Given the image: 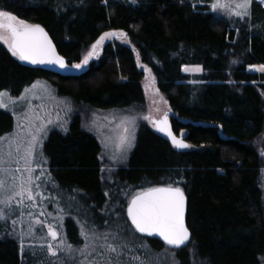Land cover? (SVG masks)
Returning a JSON list of instances; mask_svg holds the SVG:
<instances>
[{"label":"trees","instance_id":"trees-1","mask_svg":"<svg viewBox=\"0 0 264 264\" xmlns=\"http://www.w3.org/2000/svg\"><path fill=\"white\" fill-rule=\"evenodd\" d=\"M0 9L44 27L69 65L101 34L127 33L126 40L107 43L100 58L79 73L26 65L0 44V91L18 95L42 79L78 113L107 111L142 105L149 74L171 110L174 132L192 146L178 150L143 124L109 184L97 136L81 115L72 114L67 132L52 131L45 144L61 197L86 203L99 222L101 214L106 212V219L120 211L129 226L126 193L179 182L191 232L188 244L176 250L180 260L262 264L264 73L247 71L249 65H264V7L258 1L250 18L234 20L192 0H0ZM196 66L203 71L183 70ZM13 125L12 115L0 110V134ZM66 226L74 237V224L69 220ZM146 239L155 249L166 248L159 239ZM0 264H24L18 243L3 234L1 223Z\"/></svg>","mask_w":264,"mask_h":264},{"label":"snow or ice","instance_id":"snow-or-ice-1","mask_svg":"<svg viewBox=\"0 0 264 264\" xmlns=\"http://www.w3.org/2000/svg\"><path fill=\"white\" fill-rule=\"evenodd\" d=\"M135 2L136 0H132V3ZM260 2L264 4V0ZM252 3L253 0H213L210 7L213 12L221 10L229 15L245 19L250 18ZM112 37L126 40L127 33L105 32L92 45L91 51L83 57L82 63H76L71 67L83 70L89 60L97 54L105 39ZM0 41L6 44L11 54L21 61L32 65L68 69L66 61L57 54L44 28L40 25L29 24L4 10H0ZM253 67L255 71L264 73V65ZM184 71L202 72L203 69L200 66L191 69L185 67ZM195 82L192 81V83ZM35 87L36 85H33V88ZM20 99L23 100L25 97L22 96ZM15 103V99L7 91L0 92V108L8 110L9 105ZM11 110L15 113L14 109ZM22 115L27 118V113L22 112ZM143 119L151 121L157 131L170 137L173 146L177 149L192 147L184 142L182 133L181 138L173 134L167 114L160 120H153L150 115L143 116ZM135 121V117L127 116L120 118L118 123L115 119L113 120V123H116V127L112 129L115 133L114 150L109 156L113 164L122 163L128 151L133 147L135 137L132 130L135 128ZM18 127L25 129V132L10 134L11 139L5 136L3 140L8 141L7 149L0 147V223L7 224L10 220L13 230L16 229L18 223L20 224L19 236L22 252L25 247V236H35L36 225L41 230L47 228V232L40 237L43 242L39 244V248L45 253V259L50 256L53 262L61 252L65 254L67 260L75 262L76 256L73 253L78 252L82 257L96 255L97 259L88 261L87 264H130L122 257L127 256L128 251H135V248L139 247L145 251V257L133 256L132 260L137 261V264H160L158 257L148 258L151 249L143 240L137 243L135 233L147 237H159L170 249H180L187 244L190 232L185 223L186 196L179 182H176L175 186L173 183H167L165 186L148 187L135 193L127 204V218L131 221L127 227L118 226L116 231L98 233L95 227L89 228L86 221L82 222L81 236L86 241L82 249H74L66 242V237H61L56 225L41 221L32 212L27 213L34 219L30 220L27 232H25L23 229L24 209L38 207L40 201L52 198L44 194L49 182L47 169L43 167L47 163L46 157L43 156L46 125L34 127L32 124H18ZM112 170V168L108 169L109 172ZM59 211L63 213L64 210ZM39 215L43 216L45 212L41 210ZM13 216H18L19 220L12 219ZM53 219L62 224V216ZM29 247L35 248L36 245H29ZM79 264H86V262L81 260Z\"/></svg>","mask_w":264,"mask_h":264},{"label":"rangeland","instance_id":"rangeland-1","mask_svg":"<svg viewBox=\"0 0 264 264\" xmlns=\"http://www.w3.org/2000/svg\"><path fill=\"white\" fill-rule=\"evenodd\" d=\"M192 1H194L195 4H199V5L207 3L209 5V10L213 12L210 7L213 0H206L207 2H204V0H192ZM253 1H258L264 7V4H262L260 0H253ZM213 13L229 20L239 19L238 17L229 15L227 12L221 10H217ZM108 32H120V31H108ZM103 34H101L100 36H102ZM97 40L93 44H95ZM114 40H119V39H116L114 37L105 39L101 47L98 49L97 54L94 55L89 60L87 66H85L83 70H77L72 68L71 67L72 65L76 63H82L83 57L87 55L89 51H91L93 45L92 44L79 62H75L69 65V70L75 73H79L81 71L86 70L91 62L98 60L100 58L104 46L107 43L112 42ZM0 44H2L6 49H8L7 45L4 44L2 41H0ZM253 66H261V65H249L247 71L258 73L259 71H255ZM33 85H36V87L33 88ZM143 89H144L145 101L142 105H131L127 108L111 109L107 111H99L91 108H84V110H82L81 113L76 112L77 107L71 104V100L69 98H65L61 96L58 93L57 88L52 86L46 80L37 79L31 82L29 85L23 87L22 91L18 95H12L9 91L2 90L0 92L7 91L10 94V96L13 99H15L16 103L14 105L10 104L8 110L4 108H0V110H4L10 113L14 120L13 128L9 132H4L3 134H0V147H3L5 150L7 149L8 141L3 140L5 136H9V139H11L12 137L10 134L25 132V129L18 127V124L19 125L32 124L34 127L38 125H46V136L43 140V156L46 157L45 144L49 137V134L52 131L66 133L68 124L73 118L72 114L78 113L79 115H81V118H83V123L85 128L91 131L92 133H94L100 142L101 161L104 169L103 172L104 182L106 180V182H109V184H111L113 182V175L115 171L117 170L118 167H121L126 163L127 159L130 156V153L134 149L139 127L143 124H147L154 128V124L149 120H144L143 116L150 115L152 119H157L163 116L169 109L165 98L158 91L156 80L152 75L147 74L146 77L144 78ZM26 90L28 91L26 92ZM22 96L25 97V99L21 100L20 97ZM11 109H14L15 113H13ZM22 112L27 113V118H25L24 115H22ZM125 116L136 118L135 128L132 130L135 137L133 141V147L128 151L127 157L122 163L117 162L113 164V162L109 159V156L112 154L114 150L113 137L115 136V133L112 131V129L116 127V123L119 122V119ZM114 119L116 123H113ZM263 146H264V137L260 143V147ZM46 159H47V163L44 164L43 167L47 169L49 182L47 183V188L44 194L45 196L51 197L52 199L51 200L44 199L40 201L38 207H34L31 209L28 208L24 209L25 214L23 216V229L25 232H27V228L29 226L30 220L34 219V217H29L27 213L32 212L35 213L36 216L41 221H45V223L51 222L53 225H56L57 230L60 232L61 237L62 238L66 237V242L71 244L74 249L75 248L82 249L84 247V244L86 243V241L81 236L82 222L86 221L87 226L89 228L95 227L98 233L105 231H116L118 229V226L120 227L128 226L127 224L123 223L122 220L123 214L120 211L119 213L121 214L116 212L115 214H112V216L108 218L106 217V219L105 216L107 215V213L105 212V215L101 214L104 218H102V220H100L99 222L98 220H96L97 218H93V216L90 214L91 211L86 208L87 207L86 203L81 202L75 196H73L75 197V199H71L72 197L70 198L68 196L61 197L56 191L57 183L55 182L53 174L50 172L48 168V158L46 157ZM109 168H112L113 170L109 172L108 171ZM262 184L264 189V170L262 175ZM139 191L141 190H134L128 192L124 195L123 198L124 199L128 198L127 201H129L130 196L128 197V195L132 193L135 194ZM114 207L116 206H113L111 208ZM117 208H119V205ZM60 209L64 210L63 213L59 211ZM41 210L45 212V215L43 216L39 215V212ZM60 216L63 217L62 224L59 223L56 219H53L54 217H60ZM11 218L19 220L18 216H13ZM69 220L72 222V224H74L76 228L74 237L70 235L67 231L66 223ZM1 224H2L3 234L6 235L7 237L14 239L18 243L24 264H79V261L81 260H84L87 264L88 261L97 259L95 254H93V256L91 257H82L79 255L78 252L73 253L76 256L75 262L67 260L63 252L60 253L59 257L56 258L54 262H53V258H51L50 256H48L47 259H45V253L39 248V244L43 242L40 239V237L41 235H43V233L47 232V228L41 230L38 225L35 226L36 229L35 236H25L24 238L25 247L22 252L20 247L21 238L19 236V232L21 230L20 224L19 223L17 224L15 230L12 229L10 220L8 221L7 224H3V223ZM89 234L91 235V233ZM135 237L137 238V243H139L140 240H143L151 249L150 256L148 257L149 259H151V257H158L160 264H187L185 261L180 260V258L176 255V250L168 249V248L158 250L151 246L150 242L148 241V239H146V237H143L138 233H135ZM48 239L50 241V238ZM93 243H99V242H93ZM29 245H36V247L30 248ZM166 249H168V251H165ZM145 255H146L145 251L142 248L136 247L135 251H128L127 256L122 257V259L129 261L130 264H137V261L132 260L131 257L139 256L144 258ZM262 261H263L262 264H264V257ZM190 264H204V262L199 260H191Z\"/></svg>","mask_w":264,"mask_h":264},{"label":"water","instance_id":"water-1","mask_svg":"<svg viewBox=\"0 0 264 264\" xmlns=\"http://www.w3.org/2000/svg\"><path fill=\"white\" fill-rule=\"evenodd\" d=\"M36 25H39V24H36ZM41 26V25H40ZM42 27V26H41ZM42 28H44V27H42ZM44 30L46 31V29L44 28ZM47 32V31H46ZM47 34H48V36H49V38L51 39V41H52V43H53V45L55 46V49H56V52H57V54L59 55V56H61V54L58 52V50H57V47H56V45H55V43L53 42V40H52V38L50 37V35H49V33L47 32ZM61 57H63V56H61ZM64 58V57H63ZM64 60L66 61V63H67V65H68V69L67 70H63V69H60V68H58V67H56V66H41V65H32V64H29V63H27V62H24V61H22L24 64H26V65H29V66H32V67H38V68H42V69H45V70H47V71H51V72H58V73H68V72H70V70H69V63L67 62V60L64 58ZM165 114H167V116H168V122H169V125H170V128H171V131L173 132V134H175L176 136H177V138H181V135H177L175 132H174V130H173V126H172V122H171V110H169V111H167ZM164 114V115H165ZM164 115L163 116H161L160 118H157V119H153V120H160V119H163V117H164ZM154 129H155V131L158 133V134H160L162 137H164L166 140H168L171 144H172V142H171V139H170V137H168V136H166L164 133H161V132H159V131H157V129H156V127H155V125H154ZM183 139H184V137H182ZM184 142L185 143H187L188 144V142L184 139ZM173 145V144H172ZM178 150H185V149H178ZM158 187V186H157ZM186 196V195H185ZM130 201V200H129ZM126 213H127V210H126ZM129 220V219H128ZM129 222H130V224H131V221L129 220ZM185 223H186V213H185ZM186 226H187V224H186ZM189 232H190V230H189ZM139 234V233H138ZM139 235H141V234H139ZM141 236H143V235H141ZM144 237H147V236H144ZM148 238H156V239H159V240H161L159 237H148ZM190 239H191V232H190ZM190 239H189V241H190ZM162 241V240H161ZM188 241V242H189ZM163 242V241H162ZM188 242H187V244H188ZM164 243V242H163ZM186 244V245H187ZM166 247H168L169 248V246H167L166 244H164ZM185 245V246H186ZM185 246H182L181 248H183V247H185ZM180 248V249H181ZM170 249V248H169ZM173 250H177V249H173Z\"/></svg>","mask_w":264,"mask_h":264}]
</instances>
